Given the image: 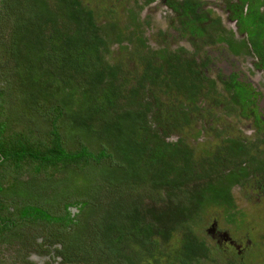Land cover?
I'll use <instances>...</instances> for the list:
<instances>
[{
  "label": "trees",
  "instance_id": "16d2710c",
  "mask_svg": "<svg viewBox=\"0 0 264 264\" xmlns=\"http://www.w3.org/2000/svg\"><path fill=\"white\" fill-rule=\"evenodd\" d=\"M243 1L234 13L245 32L238 40L219 20L205 25L206 16L189 0L167 3L188 21L201 22L195 28L209 41H224L232 53L254 57L264 73V10L257 8L264 0L256 9L246 0L248 15ZM100 15L83 0H0V173L6 170L0 189L42 169L43 197L53 198L52 178L56 192L64 185L79 191L58 203L27 199L16 205L5 199L0 243L15 245L22 264H38L27 257L29 249L49 254L56 264H139V258L201 264L213 258L212 247L190 222L209 205L222 207L226 222L242 214L230 187L262 169L249 158L257 142L226 135L218 147L197 155L182 136L167 138L191 122L192 107L183 99L184 110L167 106L157 91L193 101L207 77L197 72L193 52L141 51L145 39L134 41L129 26H118L112 17L101 22ZM128 18L139 26L135 12L129 10ZM124 41L140 46L130 52L141 65L133 82L119 62L105 56L110 42L124 50ZM207 81L204 95L216 87L214 79ZM223 84L242 108L255 104L253 89L235 75ZM8 107L16 109L7 113ZM68 165L74 167L70 177L64 176Z\"/></svg>",
  "mask_w": 264,
  "mask_h": 264
},
{
  "label": "rangeland",
  "instance_id": "374dc122",
  "mask_svg": "<svg viewBox=\"0 0 264 264\" xmlns=\"http://www.w3.org/2000/svg\"><path fill=\"white\" fill-rule=\"evenodd\" d=\"M198 1L200 2L198 7L200 13L208 16H219L223 25L231 28L236 36L240 37L242 35L234 24L231 10L227 6V0ZM83 3L94 6L100 11L99 21L106 22L112 17L114 21H117L118 26L124 27L126 25V30L129 26V30L134 32V41L136 37H140L141 40L145 39V46L142 49L140 48L141 51H145L147 48L184 47L185 50L193 52L197 72L203 77H207V79L216 81L215 91L204 95L202 93L206 92L208 81L207 79L202 80V93L193 101L186 100V97L177 95L175 91L167 93L161 90L157 91V97L160 101L167 103V106L175 104L180 111L184 110V107L179 105L181 99H183L184 104L189 103L192 107L189 116L192 119L191 122L183 124L181 129L169 131L166 135L167 138L172 139L176 135L182 136L186 142L194 146L197 155H199L200 151L203 153L204 150L218 147L222 144L221 138L226 135H241L252 140L264 134V73L254 65V57L245 54L234 55L229 52L226 44L209 41L210 38L204 34H199L196 29H199L201 22L188 21L189 19L180 16L177 10L166 3V0H151L148 2L147 0H83ZM129 10L135 12L139 26L135 27L136 23L128 18ZM207 11L208 14H204ZM184 21L186 22L184 23ZM123 44L127 45V48L120 50L116 42H110L109 52H105V56L111 63L119 62L126 72V76L132 80V76L137 74L141 65L136 60L137 54H131L130 52L140 46H136L135 42L131 44L127 41H124ZM158 62H160L159 59ZM2 69L5 70V66ZM231 74H234L236 79L243 82L244 85L253 89L255 104H250L248 109L242 108L238 102L231 99L230 93L224 88L223 81L228 79ZM10 76L15 77L12 74ZM10 80H13L12 77H10ZM157 102H153L154 107ZM230 107H234V109L231 110ZM15 109L8 107L6 110L7 113H13ZM244 113H247L248 117L244 116ZM252 150L259 157L263 153L264 144L258 142ZM73 168V166L68 165L64 176L70 177L69 172ZM41 171L42 169L32 177L31 174L28 175L25 180L21 178L14 179L8 187L0 189V212L2 216L6 215L5 209L1 210L5 199L15 201L16 205L19 202L27 201V199L58 203L64 197L79 194L77 189L68 188L66 185H64L62 191L56 192L54 189L56 180L52 178L49 180V186L51 192L54 193L53 198L43 197L45 194L41 195L43 190L41 180L45 175ZM0 176H6V170L0 173ZM78 177L81 181V176ZM74 178L75 176L69 180L74 183L76 182L73 181ZM1 184L5 185V181ZM31 184H35L37 189L27 187ZM230 189L235 206L242 212V214L237 215L235 221L226 222L224 209L209 205L202 213V217L190 222L193 231L204 237L212 247L210 254L213 258L203 263L224 264L218 260L217 257H220L221 260L227 263L230 259H233V264L240 263V260L244 264H264V170L253 172L243 183H235ZM29 228L30 223L27 225V231ZM32 229L34 231L38 230L35 227ZM177 235L178 233H176ZM176 236H174V243L177 239ZM256 243L260 244L256 246ZM172 245L170 247L173 249ZM14 246L10 243H0V264H22L14 254L16 253ZM215 248L216 250H214ZM251 250L255 252L252 255L249 252ZM27 254V257L37 263L41 264L43 261H49L50 264H56V261L50 258V255L41 251L29 249ZM167 257L164 254L162 259L166 260ZM137 262L139 264L152 263L151 260L148 261L146 258H139Z\"/></svg>",
  "mask_w": 264,
  "mask_h": 264
},
{
  "label": "flooded vegetation",
  "instance_id": "af4514ba",
  "mask_svg": "<svg viewBox=\"0 0 264 264\" xmlns=\"http://www.w3.org/2000/svg\"><path fill=\"white\" fill-rule=\"evenodd\" d=\"M148 1H151V0H148ZM176 1H178V0H176ZM180 1H184V0H180ZM190 2H192V3H194L195 4V9L197 10L196 12L198 13V14H202V13H200L199 11H198V7H199V5H200V2L198 1V0H189ZM250 1H252V2H250L251 4H250V7L251 8H253V9H256L255 7H257V6H255V5H257L258 3H260V1L261 0H250ZM166 3H167V0H166ZM239 3H240V0H227V6L230 8V10H231V16H232V18H233V21H234V24L237 26V28H238V31L240 32V33H242V35L239 37V36H236L235 35V33H234V31L231 29V28H229L228 26H226V25H223V22H222V20L220 19V17L219 16H208V15H205L206 16V20L204 21V22H206L205 23V25L207 24V22L209 21V19L211 18V20H219V25H221L224 29L226 28V31H227V33L229 32V33H232V34H234V37L238 40V39H242L243 37H245V32L243 31V30H240V28H239V24H238V21H237V18L235 17V15H234V13L237 11V10H239ZM247 1L245 0V1H243L242 2V12L244 13V14H246V15H248V11H249V8L247 7ZM168 4V3H167ZM169 5V4H168ZM170 6V5H169ZM254 6V7H253ZM171 7V6H170ZM258 9H259V11L260 12H263V10H264V5H258V7H257ZM209 12H211L210 10H208ZM208 11H207V13H204V14H208ZM203 15V14H202ZM211 35H215V34H211ZM217 43H223L224 45L226 44L224 41H217ZM227 45V44H226ZM229 52H231V51H229ZM232 53V52H231ZM232 54H234V53H232ZM234 55H238V54H234ZM232 75H234V74H231L230 76H232ZM229 76V77H230ZM229 79V78H228ZM228 79H226V80H228ZM259 128V127H258ZM252 140H255L256 142H257V144H258V142H260L261 144H264V134H261V136H257L256 138H253ZM254 147V145L250 148V155H249V158H250V161H252L253 163H257L256 165H259V164H262V169L261 170H258V171H262V170H264V150H263V153L259 156V157H257L256 156V154H254L253 153V150H252V148ZM252 174V173H251ZM250 174V175H251ZM236 183H243V182H236ZM235 184V183H234ZM233 184H231V186H232ZM231 188V187H230ZM49 255V254H48ZM51 258V257H50ZM44 262V261H43ZM43 262L41 263V264H43ZM38 264H40V263H38Z\"/></svg>",
  "mask_w": 264,
  "mask_h": 264
}]
</instances>
